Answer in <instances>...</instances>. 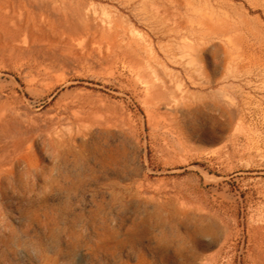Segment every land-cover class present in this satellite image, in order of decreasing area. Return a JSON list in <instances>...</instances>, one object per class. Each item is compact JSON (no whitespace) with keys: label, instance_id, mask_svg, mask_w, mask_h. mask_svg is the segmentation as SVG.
<instances>
[{"label":"rangeland","instance_id":"374dc122","mask_svg":"<svg viewBox=\"0 0 264 264\" xmlns=\"http://www.w3.org/2000/svg\"><path fill=\"white\" fill-rule=\"evenodd\" d=\"M0 264H264V0H0Z\"/></svg>","mask_w":264,"mask_h":264}]
</instances>
